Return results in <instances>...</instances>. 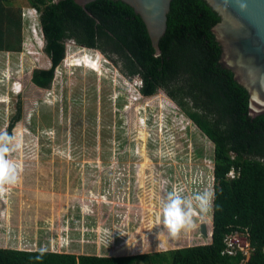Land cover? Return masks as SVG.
Returning a JSON list of instances; mask_svg holds the SVG:
<instances>
[{
	"label": "rangeland",
	"instance_id": "rangeland-1",
	"mask_svg": "<svg viewBox=\"0 0 264 264\" xmlns=\"http://www.w3.org/2000/svg\"><path fill=\"white\" fill-rule=\"evenodd\" d=\"M19 4L25 51L0 52V133L20 100L24 107L8 153L20 180L0 184V249L136 257L209 245L214 145L166 92L144 97L140 78L73 41L53 88L39 90L33 74L52 63L36 13L25 0ZM173 187L185 196L210 194L175 236L161 212ZM134 242L124 251L121 244Z\"/></svg>",
	"mask_w": 264,
	"mask_h": 264
},
{
	"label": "trees",
	"instance_id": "trees-1",
	"mask_svg": "<svg viewBox=\"0 0 264 264\" xmlns=\"http://www.w3.org/2000/svg\"><path fill=\"white\" fill-rule=\"evenodd\" d=\"M25 1L38 17L43 53L52 63L50 70L34 72L35 87L53 88L73 41L99 52L132 80L141 78L144 97L166 92L214 145L213 235L206 246L136 257L46 252L36 262L39 251L0 249V264H264V115L251 116L250 92L221 64L223 49L213 33L223 23L220 13L206 0H173L159 55L143 18L122 1L99 0L87 8L76 0ZM19 3L0 0L2 53L23 54L28 43ZM23 118L20 100L6 132ZM236 231H248V255L224 254L225 239ZM135 243L121 245L126 251Z\"/></svg>",
	"mask_w": 264,
	"mask_h": 264
},
{
	"label": "water",
	"instance_id": "water-1",
	"mask_svg": "<svg viewBox=\"0 0 264 264\" xmlns=\"http://www.w3.org/2000/svg\"><path fill=\"white\" fill-rule=\"evenodd\" d=\"M99 0H76L82 7ZM133 7L147 25L154 48L162 54L161 41L169 28L173 0H113ZM223 17L213 33L223 49L222 66L250 92L251 116L264 115V0H206ZM141 79V78H140ZM142 80V79H141ZM202 233L208 236L207 225Z\"/></svg>",
	"mask_w": 264,
	"mask_h": 264
},
{
	"label": "clouds",
	"instance_id": "clouds-1",
	"mask_svg": "<svg viewBox=\"0 0 264 264\" xmlns=\"http://www.w3.org/2000/svg\"><path fill=\"white\" fill-rule=\"evenodd\" d=\"M15 140L16 135L14 131L12 133H0V184L12 185L20 180L17 165L7 156V153L14 146ZM209 197L210 194L206 190L196 192L191 196L182 195V190L176 187L168 191L162 202L161 212L164 227L167 229L169 235L175 236L182 228L190 227L194 207L203 209ZM46 252V247L42 246L39 249V254L32 259L36 262L42 261Z\"/></svg>",
	"mask_w": 264,
	"mask_h": 264
},
{
	"label": "built area",
	"instance_id": "built-area-1",
	"mask_svg": "<svg viewBox=\"0 0 264 264\" xmlns=\"http://www.w3.org/2000/svg\"><path fill=\"white\" fill-rule=\"evenodd\" d=\"M235 174L232 173L230 178L234 179ZM249 233L236 231L232 235L228 236L225 239L226 250L224 252L225 255L230 257H234L238 254V251L246 253L248 255L249 252Z\"/></svg>",
	"mask_w": 264,
	"mask_h": 264
},
{
	"label": "crops",
	"instance_id": "crops-1",
	"mask_svg": "<svg viewBox=\"0 0 264 264\" xmlns=\"http://www.w3.org/2000/svg\"><path fill=\"white\" fill-rule=\"evenodd\" d=\"M30 252H34V251H30Z\"/></svg>",
	"mask_w": 264,
	"mask_h": 264
}]
</instances>
